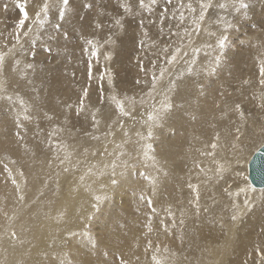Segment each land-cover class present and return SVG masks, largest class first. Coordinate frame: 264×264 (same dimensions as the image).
I'll return each mask as SVG.
<instances>
[{"label":"bare ground","instance_id":"1","mask_svg":"<svg viewBox=\"0 0 264 264\" xmlns=\"http://www.w3.org/2000/svg\"><path fill=\"white\" fill-rule=\"evenodd\" d=\"M87 1L70 0L64 25L46 35L61 39L60 44L55 42L61 51L56 53L54 67L32 64L28 55L34 48L25 39L0 68V95L13 97L0 99V264H120L121 257L128 264H156L153 256L164 264H264V186L255 187L249 179L250 162L264 147V87L258 72L264 60V0H247L246 15L231 8L210 9L201 31L193 33L192 44L184 39L188 56L175 65H168L164 58L184 37V28L193 31L189 20H179L181 11L190 16L189 0H157L152 12L140 9L139 0H100L97 6L90 5L93 23L101 21L99 34L111 36L114 52L121 50L120 61L116 57L105 73L99 68L102 51L95 73L107 80L113 68L123 71L120 76L128 69L140 79L141 72L150 78L152 71L160 69L159 62L169 72L158 81L152 96L144 95L149 84L133 86L127 75L119 87L123 92L115 85L107 87L106 82L103 95L101 81L83 73L87 44L81 46L80 39L85 42L93 33L92 26L83 24ZM41 2L45 1L31 0V16ZM49 2L59 4V0ZM191 2L198 7V0ZM221 2L231 0H213L214 5ZM125 3L132 5L134 14L122 12ZM50 16L49 23L59 24L57 7L51 8ZM221 17L235 25L226 33L227 46L222 50L216 43L222 26L215 23ZM117 19L123 27L115 23ZM73 32H77V43L71 42ZM195 47L201 51L193 57ZM165 48L168 53L163 52ZM193 58L194 65L189 63ZM28 64L33 67L27 68ZM141 65L145 72L138 69ZM33 73L35 82L44 86H36L34 103L28 105L25 98L18 99L17 88ZM178 77L179 88L169 91V79ZM2 79L18 84L8 90ZM86 87L89 96L76 116L74 110ZM138 92L145 96L144 108V103L139 104L142 98L135 99L134 105L126 99L137 98ZM105 95L125 100V109H132V115L122 116ZM165 96L173 105L171 111L163 120L149 121V113L163 112ZM24 107L30 110L25 113ZM93 114L99 121L96 126ZM35 132L42 143L33 139ZM148 144L153 147L147 148ZM5 165L12 169L20 189L11 183ZM113 165L119 181L115 185L111 183ZM150 177L157 181L155 189ZM189 185L199 187L198 208L196 189ZM239 188L248 191L236 196ZM98 195L105 198L97 202Z\"/></svg>","mask_w":264,"mask_h":264},{"label":"snow or ice","instance_id":"2","mask_svg":"<svg viewBox=\"0 0 264 264\" xmlns=\"http://www.w3.org/2000/svg\"><path fill=\"white\" fill-rule=\"evenodd\" d=\"M168 3H171V0H167ZM70 0H61V3L59 4H52L49 2V0H45V2L43 3L42 6L39 7V9L37 11H35L34 13V17L30 15L29 12V0H15V8L17 9L18 13H19V17L15 23V32L12 34L15 41L17 43H20V38L21 36H24L30 45H35L37 43V40L35 38V33L36 31H38L39 29H43L45 28V26L50 22L51 16H50V11L52 7H57L59 9V17L61 19L64 18L66 10H67V6L69 5ZM157 4V0H149L148 3L145 2V0H139L138 6L140 9H146L148 12H152L153 11V7ZM123 10L125 13H129V14H134L132 13V5L125 3L124 5H122ZM185 5L183 3H181V8H184ZM213 7H218L220 9H227V8H231L235 13L237 14H247V10L249 8V4L247 2V0H231V3L228 2H221L218 4H213V0H198V7L194 6L193 3L191 2V0H189V2L186 5V9L187 11L190 13V16H185L184 12L181 11L179 12V20L180 22H184L185 20H189L190 23L194 26L193 27V31L189 32L187 28L183 29L184 32V37H182L179 42L177 43V46L170 52V54L165 55V62L168 65H175L177 64L183 57H187L188 56V52L186 51V45L184 44V39L188 40V44L191 45L192 44V35L193 33H199L202 29V25L205 22L206 16L209 13V10L212 9ZM5 8H7V5H5ZM165 12H167V9H164ZM231 13H229L230 15ZM173 18H175V16H173ZM115 23L117 25H120L121 27H123V22L120 19H117L115 21ZM141 23H143L141 21ZM164 23L163 18L161 19V24ZM215 23L218 26H222V31L221 34L216 37V43L219 47V49H224L227 46V41H228V36H227V32L228 30L232 29L235 25L232 23V21L226 19V18H217V20L215 21ZM29 25H32L31 27ZM54 28H60L61 26L59 24L53 25ZM95 27L99 28L102 27L100 24H96ZM163 29L161 28V31ZM210 36H216L215 32H209L208 33ZM65 35H67V33H65ZM174 35L179 36V33H175ZM106 43H111L112 39L111 36L107 37ZM85 43L90 46L91 51H90V55L92 57H95L96 59L99 58L100 56V48L99 45L93 40V39H86ZM141 46H143V42L141 41ZM209 47H211V45H209ZM16 50V45L14 44L13 47L11 49H9L8 52H0V68H3L4 65V61H5V57L9 54H11L12 52H15ZM85 51H88V49H85ZM201 49L199 47H195L192 49V53H193V57H196L199 53H200ZM164 53H168V48L163 49ZM33 55H35V53H32ZM108 59H111V56L108 57ZM220 61V57L217 56L215 57V62L219 63ZM17 63H19L17 61ZM190 64L194 65L196 63V59L193 58L192 60L189 61ZM153 69H155L156 65L155 62H153ZM27 68H32L33 65L32 64H28L26 65ZM141 70L145 71L143 65H141ZM193 69L191 67H189L187 69L188 72H191ZM214 69H209V71H212ZM169 72L168 68H160L159 69V73L157 75L156 71H152L151 73V90L149 91L148 95L152 96L155 91H156V85L158 83V81H163L164 77L166 75V73ZM259 84L264 87V60L260 61L259 64ZM88 77L89 79H91L92 77V63L91 61H89L88 63ZM101 80V92H103V75H101L100 77ZM108 83L110 85L114 86V80L113 78L110 76L108 79ZM137 84H140L141 81L137 80L136 81ZM179 83H180V78L178 77L177 79H169L168 81V90L172 91L174 89H178L179 88ZM90 87V85H89ZM3 88V84L2 82H0V89ZM83 98L80 101V105L78 108V114L79 112L84 110V98H87L89 96V91H88V87L85 88V90L83 91ZM0 99L3 100H8L11 101L13 99V97L11 95H0ZM110 101L113 102L116 106V108L119 110V112L122 114V116L124 117H128L132 115V109L126 110L125 109V100L119 99L116 95H112L110 98ZM128 100V102L132 105H134L136 103L135 97L132 98H126ZM168 97L165 96V103L163 104V112L157 113V112H152L149 113L148 115V120L149 121H158V120H163L166 118L168 112L171 111L173 105L168 101ZM20 104H24L25 101L23 99H20L19 101ZM140 103H144L143 100L140 101ZM264 106V105H262ZM237 108L240 109V106L237 105ZM99 111V109H97V112ZM240 114L241 117L243 116V111L242 109L240 110ZM92 122H93V126H96L99 124V121L96 119V115L93 114L92 116ZM121 127H123V125L121 124ZM237 131H239V129H237ZM153 135V132L151 131V129L147 132V136L150 138ZM17 136H19V133H17ZM94 139H99L98 137H93ZM58 148L60 147L59 144L56 145ZM153 147V145L148 144L147 148L151 149ZM211 147L213 149H215L217 147V145L215 143H213L211 145ZM121 155H123V153H121ZM145 156L148 155L147 152L144 153ZM212 155H214V153H212ZM68 159V156L66 155L64 159L60 160V163L63 165L65 163V161ZM153 160H155V157H152ZM115 165H113V172H112V178H111V183L113 185L117 184L119 181L115 178L116 173H115ZM4 170L7 174V176L9 177V179L11 180V183L17 188L20 189V183L18 182V179L15 175H13V171L11 168H9L7 165L4 166ZM64 171L67 172L69 171L68 168H64ZM89 172H91V169H88ZM225 171L224 166L221 165L220 166V172L223 173ZM19 175L21 177L24 176L23 171L21 170ZM166 175V173H165ZM222 178V177H221ZM81 180L84 179L83 176H81L80 178ZM150 183L153 187V189H155L156 187V179L153 178H149ZM26 183V181H25ZM190 188L195 187L196 189V201H197V208L199 207L198 201H199V187L198 186H193V185H189ZM253 191H255V188H252ZM248 189L247 188H239L238 191L235 193L236 196H239L240 193L242 192H247ZM229 195H232V193H229ZM21 200L24 199L23 195H21L19 197ZM105 197H101V196H96L95 200L97 202H99L101 199H103ZM151 202V201H149ZM245 203H248V201L246 200ZM233 220L236 219V216L232 217ZM153 229L151 227V225L148 226V231L151 232ZM15 232L12 233V236L15 237ZM70 235H75V233H70ZM148 247L151 248L152 244L149 241L148 242ZM108 253H104V255H107ZM262 259H264V253L261 254ZM153 260L156 261V264H164V261L162 260H158L156 256L152 257ZM120 264H128V261L125 260L123 257H121L120 259Z\"/></svg>","mask_w":264,"mask_h":264},{"label":"rangeland","instance_id":"3","mask_svg":"<svg viewBox=\"0 0 264 264\" xmlns=\"http://www.w3.org/2000/svg\"><path fill=\"white\" fill-rule=\"evenodd\" d=\"M5 1V2H4ZM43 1V0H42ZM45 1V0H44ZM55 1H57V0H54V2ZM52 3V2H51ZM59 3H61L60 2V0H59ZM100 3V0H88L85 4H86V8H85V11H86V17H85V20L83 21V24H84V26L86 27V26H92L93 27V33L92 34H90L89 35V37H87V38H85V40L86 39H93L98 45H99V48H100V55H101V52L103 51V55L104 56H102V64L99 66V68H102V71L104 72V70H106L107 69V67L108 66H112L113 65V62H115V60H116V57H117V61H120V52H121V50H117L116 52H114V41H113V43L111 42L110 44H108V43H106L105 41H106V39H107V37L106 36H101L100 34H99V31L97 30V29H99V28H97V27H95V25L96 24H100L101 23V21H100V19L99 20H97V22H96V24H94L93 23V20H92V18L93 17H95V15H94V13L93 12H91L92 10H89V6L90 5H92V6H97L98 4ZM15 0H0V45H2V46H4V47H0V48H2V50H0V52H8L9 51V49H11L12 47H13V45L15 44L16 46H18V45H22L23 44V42H25V37L23 38L22 36H21V38H20V43H17L16 41H15V39H14V37H13V33L15 32V23H16V21H17V19H18V17H19V13H18V11H17V9L15 8ZM31 4V0H29V5ZM5 5H7V8H5V10L3 9L4 7H5ZM40 5L42 6L43 5V2H41L40 3ZM9 7V8H8ZM1 8H2V11H1ZM10 11V12H9ZM117 11H119V9H117L116 10V12ZM122 12H124V10H122ZM3 14V15H2ZM10 15V16H9ZM34 17V16H33ZM7 20V21H6ZM60 21V22H59ZM59 21H58V23H59V25H61V24H63L62 22V19L61 18H59ZM113 22H114V20L113 21H111V23L109 24L110 26H112L113 25ZM52 25V26H51ZM64 25V24H63ZM32 25H30V27H31ZM62 26V25H61ZM50 27H53V24L52 23H48L46 26H45V28H43V29H39V31H38V33H37V36L35 37L36 38V40H37V43L35 44V45H30L29 44V47H31L32 49L34 48V51L32 52V53H35L36 55H33L32 53H31V55L29 54L28 56L31 58L30 59V62L32 63V64H36V65H39L40 67H44L45 69L47 68L48 69V67H54L55 66V62L57 61V60H55V58H56V53L57 52H60L61 51V49L59 50V51H57V49L58 48H60V46L59 45H57V44H60V40L61 39H59V38H54V37H46V35H50V33H53L54 31H55V29H54V27H53V29L52 30H50L49 28ZM57 29V28H56ZM59 29V28H58ZM74 29V31H75V28H73ZM41 32H42V35H41ZM76 35H77V32L75 33V32H73L71 35H70V37H71V42H73V43H77L78 42V39H77V37H76ZM45 38H44V37ZM68 36H69V34H68ZM41 37V38H40ZM106 38V39H105ZM57 44H56V43ZM66 42V41H65ZM29 43V42H28ZM43 43V44H42ZM44 44H50L49 46H46L47 48H45V51L44 50H42V48L41 47H43V45ZM112 44V45H111ZM80 45L81 46H84L85 45V42H83L81 39H80ZM7 46V47H6ZM12 46V47H11ZM55 46V47H54ZM102 46H103V48H102ZM51 47V48H50ZM138 47H139V49H141V43L138 45ZM6 48V49H5ZM81 48V47H80ZM113 48V49H112ZM86 49V48H85ZM87 49H88V51H85V54H86V63H85V65H84V62L83 63H80L81 65H84V69H83V73L85 74V75H87L88 76V63H89V61H91V63H92V77H91V79L90 80H94V79H96L97 81H101L100 80V77H101V75H102V73H99V74H96L95 73V71H97L98 72V70H99V68H96L95 67V65L96 64H98V62H100V56H99V58L98 59H96L95 57H92L91 55H90V51H91V48H90V46H88L87 45ZM131 50V49H130ZM41 51L43 52V53H41ZM132 51V50H131ZM139 52V51H138ZM134 53H136V52H134L133 51V54ZM77 54L79 55V52H77ZM113 54V55H112ZM78 55H77V57H78ZM83 56V55H82ZM109 56H111V59H109V61H108V63L106 64V59L108 60V57ZM114 56V57H113ZM27 57V56H26ZM72 57H74V55L72 56ZM84 57V56H83ZM24 59H25V57H23ZM135 59V58H134ZM165 59V58H164ZM69 60H72L71 59V55L69 56ZM112 63H111V62ZM111 64H110V63ZM106 64V65H105ZM125 65V64H124ZM156 65H158V66H160V68H161V63H159V62H156ZM81 69V68H80ZM138 69H141V68H138ZM125 71H126V74L125 75H127L128 77L127 78H129V79H127L128 81H130L132 84H133V86H139V84H137L136 83V81L137 80H139V81H141V83H142V87L143 88H145V87H147L148 85L147 84H149V86H150V88H148V91L147 92H144V95L145 96H147V93H149V90L151 89V87H152V84H151V78H147V77H145V75H144V73L143 72H141V75H142V79H140L141 78V76H137L136 75V71L135 72H132L131 70H128V69H125ZM158 71L159 70H156V72H157V75H158ZM38 72H40V70L38 71ZM121 72H123L122 70H118V69H115V68H113V72H112V78H113V80H114V85H115V89L116 90H120L121 92H123V89L122 88H119V87H121V86H123L124 84H122L121 82L122 81H125L126 82V79H125V75L122 77V76H120L119 75V73H121ZM132 72V73H131ZM145 72V71H144ZM40 73H43V72H40ZM105 73V72H104ZM125 73V72H124ZM130 73V74H129ZM135 73V74H134ZM152 73V72H151ZM104 77V76H103ZM134 77V78H133ZM136 77V78H135ZM89 78V77H88ZM131 78V79H130ZM108 79H109V75H108ZM108 79L106 80L105 78H104V80H103V83H104V85L106 86V82L108 83ZM2 81H5V87H6V89H10V88H12L15 84H18V83H12V84H10V82L7 80V79H5V80H3L2 79ZM7 82V83H6ZM45 83H46V81H45ZM120 83V84H119ZM144 83H145V85H144ZM118 84V85H117ZM9 85V86H8ZM21 86H19L17 89H18V91H19V94H18V99L21 97V98H25L26 99V101H27V103L29 102V104L28 105H32L34 102H33V97L34 96H36V94H37V92L35 91L36 90V86H39V85H43L42 83H40V84H37L36 82H35V75H34V73L33 74H31V75H29V81L27 82V83H24V82H22L21 84H20ZM101 84H99V86H100ZM116 85H117V87H116ZM44 86V85H43ZM107 87H110V84H108L107 85ZM112 87V86H111ZM141 91V90H140ZM139 91V92H140ZM138 92V94L136 95L137 96V98L132 94V96H134L135 97V99L136 100H138V99H141V100H143V98L145 97V96H143V93H139ZM105 93L103 92V95H104ZM110 94V91L108 92V94L107 95H109ZM118 94H121V93H118ZM141 94V95H140ZM107 95H105V96H103V98L105 99L106 97H107ZM123 95V97L124 96H127L126 94H122ZM109 97H107V101L109 102V99H108ZM106 100V99H105ZM140 100V101H141ZM139 104H140V102H139ZM145 104L146 103H144L143 105H142V107L144 108L145 107ZM30 110V108L29 107H24L23 108V111L26 113V111H29ZM144 110V109H143ZM142 110V111H143ZM75 112H74V114H76V116H79L80 114H78V109H75L74 110ZM80 113V112H79ZM39 138V136H38V134H37V132H35V134H33V139L34 140H37ZM38 142H40L39 140H37ZM40 143H42V142H40ZM43 143H44V138H43ZM45 145V144H44ZM262 147V146H261ZM73 162V161H72ZM134 187V186H133ZM133 189V188H132ZM137 191H139V192H145V191H143V190H137ZM43 192H42V189L39 191V195H41ZM95 234H97V230H95Z\"/></svg>","mask_w":264,"mask_h":264},{"label":"water","instance_id":"4","mask_svg":"<svg viewBox=\"0 0 264 264\" xmlns=\"http://www.w3.org/2000/svg\"><path fill=\"white\" fill-rule=\"evenodd\" d=\"M249 179L255 187L264 186V147L254 155L250 162Z\"/></svg>","mask_w":264,"mask_h":264}]
</instances>
